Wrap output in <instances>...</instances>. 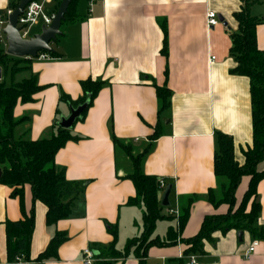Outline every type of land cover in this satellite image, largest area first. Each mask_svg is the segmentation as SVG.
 Wrapping results in <instances>:
<instances>
[{"label":"crops","instance_id":"0c3cea01","mask_svg":"<svg viewBox=\"0 0 264 264\" xmlns=\"http://www.w3.org/2000/svg\"><path fill=\"white\" fill-rule=\"evenodd\" d=\"M250 1L251 15L262 18L256 26V39L258 48L264 50V0ZM17 2L0 0V15ZM58 2L53 0L48 7L53 10ZM85 2L87 8L80 11L81 0H77L78 16L64 23L61 30L65 40L50 43L58 54L47 59L31 58L25 74L19 72L8 81L37 76L41 88L33 101L19 100L14 110L15 118H29L18 125L15 135L32 140L48 135L56 119L70 114L71 105L60 101L63 93L78 100L84 93L82 81L93 78L105 82L83 118L70 129L79 139L67 141L55 157L56 163L65 168L68 180L86 185L72 214L47 225L45 204H34L31 186L24 187V211L30 214L34 206L36 219L27 256L30 261L23 257V264H84L86 248L94 252L97 263L110 260L111 264H140L133 249L125 258L97 255L114 241L123 251L127 241L144 229L142 204L128 202L137 193L133 181L126 177L133 164L121 144H128L134 156L144 153V173L166 180L161 198L170 185L169 200L174 207L181 209L192 199L182 231L184 238L196 235L206 216L229 210L228 205L216 207L208 199L209 190L218 186L214 174L217 132L233 137L235 158L240 164L245 162V149L253 145L250 79L233 71L236 61L231 52L232 35L240 31L235 14L245 1ZM211 10L224 21L219 19L220 23L209 29L207 14ZM163 24L167 27V56L162 52ZM153 82L170 88L168 109L159 111ZM156 126L161 134L153 138ZM249 181L246 175L236 189L237 204ZM257 190L261 205L257 226L264 227V178ZM13 191L14 187L0 183V264H12L6 222L25 217L20 197L12 195ZM163 212L170 215L168 207ZM174 218L158 220L155 236L163 237L170 226H177ZM239 231L214 232L212 241L204 240L203 254L195 253L196 263L184 255L185 245L178 243L151 247L144 264H264V238L256 239L243 230L241 238ZM58 232L67 235V241L58 248V257L37 261ZM255 241V253L245 257Z\"/></svg>","mask_w":264,"mask_h":264},{"label":"trees","instance_id":"16d2710c","mask_svg":"<svg viewBox=\"0 0 264 264\" xmlns=\"http://www.w3.org/2000/svg\"><path fill=\"white\" fill-rule=\"evenodd\" d=\"M60 1L53 9L55 12ZM243 1L245 4L241 11L235 14L240 24V31L232 35L231 52L236 61L233 71L240 75H246L250 79L253 145L245 149V162L240 164L235 158L233 137L217 132L218 147L214 157V174L218 178V186L216 189H210L208 193V199L213 206L226 204L229 206L228 212L206 216L199 232L194 236L184 238L182 231L190 214L192 202L190 199L185 205H181L180 215L177 219L179 225L170 226L163 237L155 236L158 220L172 221L175 218L173 215H166L163 212L165 207L161 204L160 191L163 188L160 186V178L148 175L142 169L141 162L144 153L134 156L128 144H121L133 164L132 172L126 177L133 181L137 193L128 202L142 204L144 229L139 236H134L127 241L123 251L116 248L114 241L110 246L100 249L97 255L107 259L125 258L128 256V252L133 249L135 256L140 259V264H144L149 255L148 250L153 246H173L182 243L185 245L183 250L185 256L195 253L203 254L204 240L212 241V234L217 230L227 233L235 228L249 231L256 239L264 238V227L257 226V219L261 212V205L257 202V186L264 178V168L259 169V165L264 162V50L258 48L256 39V26L262 21V18L251 15L250 0ZM76 2L77 0H73L69 6L61 27L65 22L72 21L78 16ZM17 4L18 2L12 5V8L14 9ZM72 12L75 14L74 16H72ZM162 27L165 32L162 52L167 56V27L165 24ZM40 54L55 56L58 53L54 49L46 50L39 52L36 57H39ZM31 58L13 57L0 44V67L2 68V79L0 80V183L14 187L12 195L20 197L21 208L25 214L24 219L8 220L5 225L8 257L12 264H18V258L22 259L23 257L26 261H30L27 256L35 230L36 211H34V206L31 208L30 214L24 211V187L31 186L34 204L36 201L45 204L46 222L50 226L72 214L73 207L81 199L86 187L83 181L68 180L65 168L55 161L56 154L67 141L79 139L78 136L71 133V128H62L59 119H56L52 130L45 137L32 140L15 135L18 125L29 119L28 116L15 118L14 110L18 101L32 102L34 94L41 87L35 75L9 83L7 77L3 76V71L10 73V76L15 79L17 73L29 68ZM104 84L105 82L100 79L84 80L81 82L84 93L78 100H72L66 93L61 95L60 100L74 107H78V104L88 100L89 108L93 98L100 92ZM153 85L157 89V97L160 102L159 111L168 109L171 105L170 88L165 85L160 86L156 82H153ZM87 109L83 111L79 119L83 118ZM154 132L153 138L161 134L157 126ZM115 142L119 144L117 139ZM246 175L250 177L248 188L241 202L237 204L236 189ZM113 231L116 237V229L113 228ZM50 241L47 248L38 255L37 261L57 258L58 248L67 241V235L64 232H58ZM97 264H111V262L104 260Z\"/></svg>","mask_w":264,"mask_h":264},{"label":"water","instance_id":"95a60500","mask_svg":"<svg viewBox=\"0 0 264 264\" xmlns=\"http://www.w3.org/2000/svg\"><path fill=\"white\" fill-rule=\"evenodd\" d=\"M13 12L9 15V20L6 26L3 28V31L6 34L7 40V53L13 57H36L41 51H52L53 47L50 45L51 42L55 41L58 36L63 34L61 30V24L69 6L73 0H61L58 9L52 15V22L48 26H42L41 32L36 33L31 38H24L19 31L20 27L18 26L19 15L23 13L25 7L33 0H18ZM220 21L223 22V18L219 17ZM2 68L0 67V80L2 79ZM88 100L82 104H78V107L71 105L70 114L68 116L61 117L59 122L62 128H72L73 125L81 117L83 111L88 108ZM1 174V169H0ZM172 186H168L164 190V194L161 198V204L164 207L170 206V195H171ZM258 202V199H257ZM243 231L240 230L238 235L243 237Z\"/></svg>","mask_w":264,"mask_h":264},{"label":"built area","instance_id":"2783aa9c","mask_svg":"<svg viewBox=\"0 0 264 264\" xmlns=\"http://www.w3.org/2000/svg\"><path fill=\"white\" fill-rule=\"evenodd\" d=\"M53 0H33L31 1L24 9L23 13L20 14L19 20H18V26L20 27L19 31H21V34L24 38H31L36 33L32 34V29L34 26H48L52 22V14L55 12L54 10L50 9L48 5ZM96 0H90V4L94 3ZM14 9L9 8L6 10L5 15H0V44H2L5 47V50L7 51V40H6V34L3 31V28L6 26L9 15L13 12ZM219 15L216 11L211 10L207 14V25L208 28L211 29L212 27L217 26L219 24ZM41 30V28H40ZM41 32V31H40ZM38 33V32H37ZM39 58L47 59L49 56L47 54H40ZM215 58V56L212 57V60ZM211 60V61H212ZM160 186L164 188L166 186V180L164 178L159 179ZM168 212L172 216L174 215L176 217V220L178 219L180 215V208L178 205L169 206ZM177 222V221H176ZM179 225V222H177V226ZM258 242L255 241L251 246L248 247V251L245 252V257H249L255 253V248L257 246ZM83 262L84 264H96L98 261V258L96 255H94V252L86 248L84 249L83 253ZM192 263H196L197 256L195 254L188 255ZM18 264H23V260L21 258H18Z\"/></svg>","mask_w":264,"mask_h":264},{"label":"rangeland","instance_id":"374dc122","mask_svg":"<svg viewBox=\"0 0 264 264\" xmlns=\"http://www.w3.org/2000/svg\"><path fill=\"white\" fill-rule=\"evenodd\" d=\"M86 0H81V7L79 8L80 9V11H83V10H85V8H87V4H86V2H85ZM86 5V6H85ZM2 15H5V12H4V14H2ZM75 14H73V12H72V16H74ZM40 26H34L33 27V29H32V34L33 33H37V32H40L41 30H40ZM65 28V24H63L62 25V27H61V29H64ZM61 40H65L64 39V35L63 34H61L60 36H58V41L59 42H61ZM54 42V41H53ZM52 42V43H53ZM53 45V44H52ZM55 47H57L56 45H55ZM33 58H35V57H33ZM25 71H23V73H24ZM25 74V73H24ZM3 76H6L7 77V81H9L10 79H11V76H10V73H8V72H6L5 70L3 71ZM28 76V75H27ZM21 78V77H20ZM17 82V81H16ZM61 101V100H60ZM62 103H63V101H61ZM65 102V101H64ZM65 103H67V102H65ZM60 120V119H59ZM172 198V197H171ZM172 200V199H171ZM173 201V200H172ZM171 201V204H172V206L174 205V202H172ZM248 208H250V207H248Z\"/></svg>","mask_w":264,"mask_h":264}]
</instances>
